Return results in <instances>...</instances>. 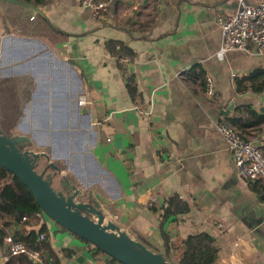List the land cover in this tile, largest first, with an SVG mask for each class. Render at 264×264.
I'll return each instance as SVG.
<instances>
[{
    "label": "crops",
    "instance_id": "obj_1",
    "mask_svg": "<svg viewBox=\"0 0 264 264\" xmlns=\"http://www.w3.org/2000/svg\"><path fill=\"white\" fill-rule=\"evenodd\" d=\"M238 5L239 0H110L95 21L81 0H45L36 7L55 32L51 37L21 35L0 22V78L28 75L34 83L14 135L27 137V148L57 163L107 220L161 254L160 207L178 195L189 211L164 226L176 264L186 239L199 233L213 237L215 264H264V183L238 175L215 129L221 117H239L241 135L264 154V90L236 89L237 80L264 70V53L219 52L218 19ZM108 40L135 53L122 65L134 93L104 48ZM193 68L212 79L215 98L191 80ZM81 95L86 105L80 107ZM43 218L59 264H117ZM31 229L38 226L11 224L5 236ZM4 237L0 264H21L8 261Z\"/></svg>",
    "mask_w": 264,
    "mask_h": 264
},
{
    "label": "trees",
    "instance_id": "obj_2",
    "mask_svg": "<svg viewBox=\"0 0 264 264\" xmlns=\"http://www.w3.org/2000/svg\"><path fill=\"white\" fill-rule=\"evenodd\" d=\"M20 1L38 6L45 0ZM7 21L21 35L51 37L52 33H55L43 17L26 8H23L20 12L8 14ZM104 48L115 59L119 68L127 77L122 65L124 60H131L135 53L118 40L106 41ZM193 73L194 68L191 70L190 75ZM198 77L202 79V73H199ZM127 85L134 93L135 89L132 86L131 78L128 79L127 77ZM203 87L204 84H202ZM248 88L255 92L264 90V70L254 71L247 77L236 81L237 92H243ZM33 89V79L28 75L0 78V130L7 137H12L15 134L16 126L23 116L26 104L31 99ZM226 119L235 126L239 121V117L236 116L234 118L227 117ZM160 209L162 211L160 220V229L163 236L162 255L167 261H172L173 246L164 232V226L166 223L176 221L187 214L189 207L178 195H172ZM43 217H45L44 213L27 187L17 177L0 166V239L5 236V229L11 224L29 227L38 226L36 231L31 229L27 234L17 231L13 237L16 241L24 243L29 250L39 253L43 264H59L58 256L51 248L50 228L44 222ZM40 235H44V238L40 239ZM5 238L6 236L3 240ZM77 238L82 240L79 237ZM82 241L86 242L85 240ZM141 242L146 245L143 240ZM153 252L161 253L157 250H153ZM98 253H101V251L94 248L93 254ZM217 257L218 250L214 245L213 237L206 233H199L186 239L183 256L177 264H215ZM11 259L21 264H33L24 255L10 257L8 261ZM111 262L119 264L114 259H111Z\"/></svg>",
    "mask_w": 264,
    "mask_h": 264
},
{
    "label": "water",
    "instance_id": "obj_3",
    "mask_svg": "<svg viewBox=\"0 0 264 264\" xmlns=\"http://www.w3.org/2000/svg\"><path fill=\"white\" fill-rule=\"evenodd\" d=\"M38 13L41 9L20 0H1ZM264 114V107L260 109ZM229 114V109L224 115ZM25 136L7 137L0 130V166L18 178L30 191L41 211L65 231L85 240L119 264H176L133 239L114 222L107 220L90 194L78 190L46 153L27 148ZM45 160V165L43 161ZM42 165L39 170L38 167ZM53 170L51 175L46 174ZM57 181L59 187L53 186Z\"/></svg>",
    "mask_w": 264,
    "mask_h": 264
},
{
    "label": "built area",
    "instance_id": "obj_4",
    "mask_svg": "<svg viewBox=\"0 0 264 264\" xmlns=\"http://www.w3.org/2000/svg\"><path fill=\"white\" fill-rule=\"evenodd\" d=\"M109 1L81 0V4L90 10L91 18L98 21L104 16ZM218 23L221 31L219 52L238 50L249 53L254 49L255 53H264V3L250 6L244 0H239L237 10L233 14L220 17ZM193 74L191 80H195L201 87L204 84V95L215 98L212 79L206 75H203L202 79L199 78V72L195 70ZM77 105L80 107L86 105L85 96H79ZM215 129L219 137L224 139L238 175L246 181L261 180L264 183V154L261 148L243 137L237 127L224 117L216 123ZM43 238L44 235H40V239ZM4 242L7 247V259L24 255L33 264H43L39 253L29 250L24 243L16 241L13 235H7Z\"/></svg>",
    "mask_w": 264,
    "mask_h": 264
},
{
    "label": "rangeland",
    "instance_id": "obj_5",
    "mask_svg": "<svg viewBox=\"0 0 264 264\" xmlns=\"http://www.w3.org/2000/svg\"><path fill=\"white\" fill-rule=\"evenodd\" d=\"M23 10V7L13 4L11 2H5L0 0V22L5 25L6 27V22H7V17L8 14L10 13H15V12H20ZM8 23V22H7ZM152 251L154 250L152 247H149Z\"/></svg>",
    "mask_w": 264,
    "mask_h": 264
}]
</instances>
